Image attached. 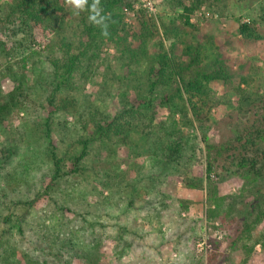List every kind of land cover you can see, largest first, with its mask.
<instances>
[{"label": "trees", "instance_id": "trees-1", "mask_svg": "<svg viewBox=\"0 0 264 264\" xmlns=\"http://www.w3.org/2000/svg\"><path fill=\"white\" fill-rule=\"evenodd\" d=\"M137 1L101 0L112 21L110 35L105 38L88 22L87 13L73 15L65 8L64 0H0V52L6 59L14 55L12 51L7 53L6 39L20 36V49H27L24 42L33 44L39 30L47 40L42 51L25 54L21 59L20 78L11 63L7 62L4 71H0V126L15 109L23 112L25 108L16 95L26 85L24 72L33 56L46 58L56 80L47 104L55 110L44 131L50 178L42 181V191L34 198L20 197L16 209L21 214L4 217L0 212V227L4 228L0 232V264H137L128 258L127 249L141 260L139 264H156L148 250L159 251L170 244L179 247L199 239L198 221L181 217L191 200L177 207L163 191L171 175L181 177L189 190H204L210 184L212 202L220 209L230 200L228 210L236 209L240 199L219 197L213 191L214 177L222 176L223 172L242 180L243 190L254 197L250 204L252 211L244 216L243 230L238 231L237 227L233 245L238 244L248 259L255 246L264 242V231L253 235L256 226L264 224V160L260 162L247 154L255 149L259 153L264 144V77L234 74L220 55L214 53L213 44L195 42V35L189 39L185 29L178 28V22L192 28L191 14L210 0H192L190 6L187 0H164L173 15L148 18L144 13L135 31L127 26L125 16ZM260 24L264 25V5L259 21L242 25L240 33L247 39H260L256 32ZM109 47L114 48V56L104 52ZM116 64L124 72L122 78L116 77ZM101 67L105 71L101 82L96 83L95 76ZM9 76L17 86L4 95L1 82ZM214 82L223 83L239 97L237 109L246 119L244 136L228 144L211 145L208 140L210 128L206 123L211 118L212 106L222 100L213 98ZM87 84L94 85L99 104L86 95ZM98 88H113L112 96L109 92L107 95L118 99L112 113L104 105ZM57 115H63L64 119L59 120L60 127L56 129ZM68 117L76 120L74 129H68ZM55 136L60 147L56 146ZM202 144H207V159L203 158ZM118 146L128 148L134 160L131 169L139 171L131 181L126 179V172L113 176V169H109ZM15 153V148L0 149V203L6 195L4 184L9 187L16 177L14 170L11 173L4 169ZM95 157L105 169L104 175L98 172L99 166L90 169L87 165ZM139 158L145 159L143 165L136 163ZM89 171L95 173V181L103 184L101 197L95 196L93 203L87 196L98 188L86 179ZM77 186L84 190L85 196L83 192L80 195L75 192ZM108 206L122 210L126 216L134 212L130 223L116 225V234L109 233V227L100 222L101 211L105 212ZM214 213L210 216L214 217ZM67 214L74 217L67 220ZM251 216L253 220L249 223L247 217ZM137 220L151 225L170 223L175 227L168 233L160 228L158 236L150 240L137 227ZM16 229L24 242L27 235L31 236L27 238L31 253L18 247ZM109 240L115 241L113 254L104 261L100 253L103 243ZM50 256L57 261L49 259ZM214 260L215 257L210 264ZM184 261L203 264L196 261L191 251L185 252ZM172 264L180 263L176 260Z\"/></svg>", "mask_w": 264, "mask_h": 264}, {"label": "rangeland", "instance_id": "rangeland-1", "mask_svg": "<svg viewBox=\"0 0 264 264\" xmlns=\"http://www.w3.org/2000/svg\"><path fill=\"white\" fill-rule=\"evenodd\" d=\"M9 1V0H2ZM157 9L156 13L149 14L146 8L143 6V1L138 0L131 11L126 12L125 23L127 26H132L135 31L139 29V21L142 19L143 14L148 18H156L159 15L171 16L172 9L167 6L164 0H152ZM192 0H187V4L190 6ZM264 5V0H223L222 2H214L212 0L205 2L197 9L193 11L190 16L189 23L192 28L186 27L178 22V28H184L185 32L189 34V39L192 35L197 37L195 42L199 43H210L214 45V53H218L222 60L232 69L234 74L243 73L245 75L264 77V25L260 24L256 28V32L261 36L260 39H247L243 34L240 33V27L242 25H254L259 21L260 9ZM204 9L210 11L211 17H207L204 13ZM202 11V14L201 13ZM179 13H182L180 10ZM134 14V15H133ZM160 31V29L158 30ZM22 37L6 39V47L8 51L14 52V57L9 56L7 59L4 53L0 52V71H4L3 67L6 66L7 62L14 65L15 70L19 73V78L22 76L21 73V59L29 54L44 49L47 40L43 37L42 33L36 31V40L32 44L28 41L24 42L27 49H20L19 42ZM162 38L161 33L159 40ZM194 42V43H195ZM171 42H168L170 45ZM213 49V48H212ZM177 50L180 52L181 47L178 46ZM212 51V50H211ZM110 57L115 55V50L112 47L104 50ZM37 55V54H36ZM33 56L32 61L26 66L24 72V81L26 82L23 87V94L16 95L17 100L21 101L22 106L25 107L23 112H19L16 109L8 116L0 126V149L2 148H15L16 153L14 157L6 165L4 169L12 170L15 172V179L10 181L9 187L7 185L4 189L6 195L1 199L0 212L4 217L10 216L12 213L15 215L21 214L20 210H17L16 203L20 197L26 196V199L34 198L37 193L42 191V181L49 180L48 169L50 163L48 161V143L45 139L44 131L46 128V122L51 116L55 107H48V99L51 97L55 87L54 70L44 56ZM212 57V55H210ZM116 68V77L122 78L124 72L117 68V64L114 65ZM104 67H101L98 74L95 76V82L100 83L102 74L104 73ZM264 83V81H263ZM113 84V83H112ZM2 90L4 95H8L13 92L17 84L12 78L3 77L1 82ZM114 87V86H113ZM25 88V90H24ZM213 90V98H222L219 103H215L212 106L211 118H208L206 123L209 127L208 140L209 144L217 145L220 142L228 144L230 140H235L238 137L244 136V122L243 113L238 112L239 97L225 86L221 82H214L211 86ZM112 89L105 90L98 88L102 91L101 97L105 99L104 105L107 106L108 110L112 113L118 105V99L111 97ZM264 89V88H263ZM116 87L114 88L115 94ZM108 92L111 96L107 98ZM85 93L91 101L98 102L95 96L98 95L97 91L94 90V85L87 84ZM97 94V95H96ZM61 96V95H60ZM70 97V96H68ZM62 96L60 97V99ZM78 98V97H77ZM103 103V101H101ZM230 102V104L228 103ZM52 109V110H51ZM163 116L167 115L166 112H161ZM58 116V117H57ZM54 121L57 127H60L58 122L63 120V115H57ZM162 116V117H163ZM60 118V119H59ZM68 129H74L76 120L72 117H68ZM51 123V121H50ZM198 125V123H196ZM238 130V131H235ZM56 135V134H54ZM55 143L57 147H60L59 140L55 136ZM204 148L203 158L207 159V144H202ZM264 151V144L261 146ZM117 153L114 155L113 161L109 165V169H113L112 175H121L124 172L127 173V180L131 181L136 178L139 171L132 170L131 166L134 160L131 158V152L128 148H116ZM257 149L248 150L247 154L250 157H256L259 161H263L264 153L261 154ZM1 157V154H0ZM93 158V157H92ZM136 163L143 165L145 159L139 158ZM261 164V163H260ZM90 169L99 166L98 172L104 175L105 169L100 165L97 157L94 161L87 164ZM217 167V166H216ZM219 173H221L219 171ZM102 175V176H103ZM222 176L218 178L214 177V190L217 192L219 197L233 196L239 197L236 209L228 210V203L218 209V207L210 199V184L208 188L204 190H189L183 184V179L177 175H171L167 179L163 191L164 193L171 196L175 206L180 207L183 203L191 200L189 209L183 211L181 214L183 218H190L194 221H198L200 225L199 239L196 242H189L183 246L177 247L174 244L164 245L159 251H149L148 254L153 258V262L156 264H172L174 261H179L180 264H184V256L186 251H191L196 261H203V264H210L211 259L215 257L213 264H264V248L263 244H257L255 246L253 254L247 259L239 245L234 244V236H238V231L243 230L244 216L249 215L252 211L250 204L251 199L254 197L251 192L244 191L242 188V180L237 177L229 176L228 173H221ZM84 177L86 174L83 175ZM26 179V181L24 180ZM90 185L97 186V190L94 191L93 195L87 196L88 201L93 203L94 197L100 196L103 191V184L100 180H96L95 173L89 171L86 176ZM80 181V180H79ZM82 181V177H81ZM207 183V182H206ZM206 186V187H207ZM91 187V186H90ZM212 191V188H211ZM80 195L84 190L80 187H76L75 191ZM107 195V191L104 192ZM264 193V191H263ZM263 195V194H262ZM93 196V197H91ZM154 200V198H151ZM228 210V212H227ZM104 211H101L102 217L100 222L106 224L109 229V233L116 234V225L130 223L134 212L132 211L129 215H123L122 210H118L115 207H105ZM215 212V216L211 217V212ZM226 211V213H224ZM107 213V214H106ZM67 220L72 219V214L66 215ZM248 222L251 223L253 220L252 216L247 217ZM92 219V218H91ZM115 225V227H114ZM136 225L139 229H143L148 234L150 240H153L158 236L161 231L168 233L175 226L170 223L164 225L159 224H148L137 220ZM238 225V226H237ZM3 227H0V232L3 231ZM99 231V230H98ZM264 231V224H259L254 229L253 235H260ZM100 232V231H99ZM16 240L19 241L18 247L21 249H28L31 253L32 248L28 247L30 235H27L26 241L24 238L20 239L17 229L15 230ZM101 235L102 231H101ZM35 243V241H34ZM157 244V243H156ZM27 245V246H25ZM115 245L114 240L105 241L102 245L101 256L104 261H108L112 257L113 248ZM128 258L132 259L133 262L139 264L140 259L133 257L132 251L127 249ZM42 257V256H41ZM57 261L54 257H49ZM194 263V262H193ZM145 264H150L146 262Z\"/></svg>", "mask_w": 264, "mask_h": 264}, {"label": "clouds", "instance_id": "clouds-1", "mask_svg": "<svg viewBox=\"0 0 264 264\" xmlns=\"http://www.w3.org/2000/svg\"><path fill=\"white\" fill-rule=\"evenodd\" d=\"M64 6L75 16L87 13L88 22L107 38L110 35L111 17L103 10L101 0H64Z\"/></svg>", "mask_w": 264, "mask_h": 264}, {"label": "built area", "instance_id": "built-area-1", "mask_svg": "<svg viewBox=\"0 0 264 264\" xmlns=\"http://www.w3.org/2000/svg\"><path fill=\"white\" fill-rule=\"evenodd\" d=\"M142 1H143V6L146 8V10L149 12V14L156 13L157 9H156L155 4L153 3L152 0H142ZM203 10H204V13L206 14L207 17H211L212 16L210 11H207L204 8H203ZM200 14L203 15L202 11H201Z\"/></svg>", "mask_w": 264, "mask_h": 264}]
</instances>
